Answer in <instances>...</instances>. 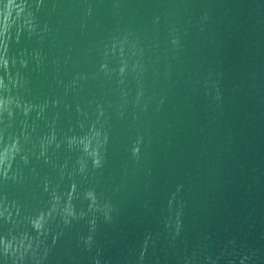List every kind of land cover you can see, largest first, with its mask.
<instances>
[{"label":"water","instance_id":"95a60500","mask_svg":"<svg viewBox=\"0 0 264 264\" xmlns=\"http://www.w3.org/2000/svg\"><path fill=\"white\" fill-rule=\"evenodd\" d=\"M17 2L0 239L35 255L16 264H264V0Z\"/></svg>","mask_w":264,"mask_h":264},{"label":"clouds","instance_id":"9594fccd","mask_svg":"<svg viewBox=\"0 0 264 264\" xmlns=\"http://www.w3.org/2000/svg\"><path fill=\"white\" fill-rule=\"evenodd\" d=\"M25 13V5L23 2H17V0H0V43L3 42L5 34L8 33L9 29L16 24ZM28 23V21H25ZM0 63L6 66V61L0 58ZM7 150V149H6ZM35 227L40 228V223H35ZM35 255V251L32 248L31 243L25 244L23 241L8 240L4 241L0 239V251L12 260V264L23 261L26 255ZM255 255V254H253ZM251 258L245 254L241 256L239 264H245V261H249Z\"/></svg>","mask_w":264,"mask_h":264}]
</instances>
